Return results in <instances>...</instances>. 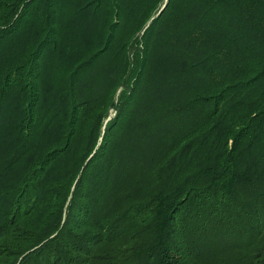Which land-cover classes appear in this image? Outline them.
<instances>
[{
	"label": "trees",
	"instance_id": "trees-1",
	"mask_svg": "<svg viewBox=\"0 0 264 264\" xmlns=\"http://www.w3.org/2000/svg\"><path fill=\"white\" fill-rule=\"evenodd\" d=\"M0 264H264V0H0Z\"/></svg>",
	"mask_w": 264,
	"mask_h": 264
},
{
	"label": "rangeland",
	"instance_id": "rangeland-1",
	"mask_svg": "<svg viewBox=\"0 0 264 264\" xmlns=\"http://www.w3.org/2000/svg\"><path fill=\"white\" fill-rule=\"evenodd\" d=\"M115 114V110L111 109L110 110V114L108 115V117L106 118L105 122L110 119V117H112Z\"/></svg>",
	"mask_w": 264,
	"mask_h": 264
}]
</instances>
